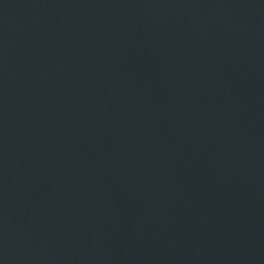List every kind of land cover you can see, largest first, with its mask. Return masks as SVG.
<instances>
[{
  "label": "water",
  "instance_id": "95a60500",
  "mask_svg": "<svg viewBox=\"0 0 264 264\" xmlns=\"http://www.w3.org/2000/svg\"><path fill=\"white\" fill-rule=\"evenodd\" d=\"M0 264H264V0H0Z\"/></svg>",
  "mask_w": 264,
  "mask_h": 264
}]
</instances>
